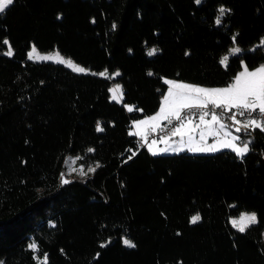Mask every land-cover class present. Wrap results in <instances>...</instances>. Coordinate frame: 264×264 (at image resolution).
<instances>
[{
  "label": "trees",
  "instance_id": "trees-1",
  "mask_svg": "<svg viewBox=\"0 0 264 264\" xmlns=\"http://www.w3.org/2000/svg\"><path fill=\"white\" fill-rule=\"evenodd\" d=\"M263 38L264 0H15L0 15V264H264L263 131L238 133L243 157L153 155L130 135L158 111L163 77L228 85L264 65ZM31 46L89 72L29 60ZM68 155L95 171L62 183ZM240 212L256 215L243 232L228 219Z\"/></svg>",
  "mask_w": 264,
  "mask_h": 264
},
{
  "label": "snow or ice",
  "instance_id": "snow-or-ice-1",
  "mask_svg": "<svg viewBox=\"0 0 264 264\" xmlns=\"http://www.w3.org/2000/svg\"><path fill=\"white\" fill-rule=\"evenodd\" d=\"M15 0H0V15H3L6 13L7 10H9L10 6L14 4ZM195 3L200 4L201 0H195ZM225 9L220 8L219 13L220 15L216 19V24H221V18L225 14ZM230 11V10H229ZM233 42H235V37H233ZM3 44L7 45V51H5L3 54L6 56H11L13 54V50L11 48V45L7 39L3 40ZM261 46H264V41L261 42ZM159 50L156 48H152L148 51L149 56L155 55ZM241 49L239 47H234L231 49V53L233 55H237L241 53ZM37 53V49L35 46H33L32 51L28 53V58L31 60L33 59V55ZM56 56V62L61 64H67L70 67H73L75 71H78L80 73H86L88 70L80 67L78 65H74V62L71 60H65L60 54L57 52L55 53ZM40 60H49L51 57L49 56H39ZM229 59L228 56H225L221 60V64L225 65V62ZM93 75H96V73H93ZM100 76H103L105 78H109V74L107 71L99 73ZM120 72L117 71L114 73V76H120ZM148 75H152L151 72L148 73ZM241 77H247L243 84L241 83ZM165 83L169 85L175 86L177 89L186 90L187 93L194 94L190 97H187L186 99L188 102L181 103L180 107H207L208 104H212L215 107H237V108H244L248 109L250 112L258 111V115L264 114V65H261L260 67L249 71L247 69V66H244V71L239 73L235 78L232 84H230L227 87L224 88H205L198 85L183 83V82H177L172 80H166ZM121 86L117 85L116 88L110 89L113 93H116L117 91L120 92L119 98L114 94L112 96L113 100H116L117 102H120L123 98V92L120 91ZM169 94H171V90H169ZM165 100H167V96H165ZM128 107V110L131 111L132 108ZM161 113H163V116H161ZM176 119H180V113L177 109L174 113ZM209 112H204L200 116V119L203 120L204 116L209 115ZM169 113L165 112L164 107L162 106L160 111L156 114V116L148 117V120H156L158 117L162 119H168ZM212 120H217V116L215 112L211 113ZM234 118V117H233ZM138 124L145 123V121H138ZM249 124L255 126V128H259L261 131H264V121H261L259 119H250L248 121ZM223 127V125H222ZM98 131H103L102 128L98 126ZM130 135H135V133H130ZM239 139V138H237ZM251 143L250 140L243 141L242 146H235L232 148V151L236 153L237 156L243 157L247 152L250 151L249 144ZM89 151H94V149H89ZM153 155H156L155 152L152 153ZM131 159V157H129ZM99 167V165H97ZM89 171H95L94 168H90ZM62 183L67 184L69 183L68 180H62ZM202 218L199 214L193 215L190 218V223L195 224L198 221H200ZM256 222V216L255 214H243L239 221L233 220L232 224L233 227H237L239 231L243 232L245 231V227L248 223H255ZM110 243V241L108 242ZM124 245L130 248H135L136 245L128 240L125 239L123 241ZM101 247H106L107 244L103 243L100 245ZM31 247L35 248L36 245L33 244ZM99 255V254H97ZM44 261L46 264L47 256H44Z\"/></svg>",
  "mask_w": 264,
  "mask_h": 264
},
{
  "label": "rangeland",
  "instance_id": "rangeland-1",
  "mask_svg": "<svg viewBox=\"0 0 264 264\" xmlns=\"http://www.w3.org/2000/svg\"><path fill=\"white\" fill-rule=\"evenodd\" d=\"M203 0H201L202 2ZM220 8H224V7H220ZM219 8V9H220ZM225 9V8H224ZM220 15V13H218V16ZM217 19V18H216ZM262 41H264V38L262 39ZM261 41V42H262ZM234 47H237L236 45H232L229 49V51L222 56L225 57V56H228L230 57L231 55H233L231 53V49L234 48ZM32 48L33 46H31L30 50L28 51V53L30 51H32ZM58 51L57 50H53V51H49V52H40L37 50V53H35L33 55V59H31L32 61H49V62H53V63H57L56 62V56H55V53H57ZM59 53V52H58ZM60 54V53H59ZM39 56H49L51 57V59L49 60H40L38 57ZM60 56H62L66 61L67 60H71L70 58H67V57H64L63 55L60 54ZM221 58V60H222ZM29 59V58H28ZM30 60V59H29ZM73 61V60H71ZM74 62V61H73ZM228 60L225 62V65L223 66H226ZM61 64V63H59ZM66 67H68L69 69H71L72 71L74 72H77V73H80L78 71H75L73 67H70L68 66L66 63L65 64H62ZM74 65H78L80 67H83L82 65L80 64H77L74 62ZM244 66L245 64H242L241 68L238 70V72L236 73V75L234 76V78L239 74L241 73L242 71H244ZM261 65L257 66V67H254L252 69H249L247 67V69L249 71L251 70H254L258 67H260ZM84 68V67H83ZM86 69V68H85ZM89 71H87L86 73H88ZM117 72V71H116ZM115 72V73H116ZM114 73L113 74H109V78L112 80L114 78ZM234 78L232 80V82L230 84L233 83L234 81ZM247 77H241V83L243 84V82L245 81ZM163 82L165 83L166 80H172V81H177V82H183V81H178L176 79H172V78H167V77H163L162 78ZM183 83H186V82H183ZM167 85V88L165 90V92L163 93L162 97H161V103H160V107L158 108V111L151 115V116H146V117H143L141 119H137L135 121L132 122V127L130 128V133H135V136H139V137H142L143 136V133L144 131L148 128V127H151V129H155L156 128V125L158 124V122L156 121H153V120H148L147 118L148 117H152V116H156V114L160 111L161 107L163 106L164 109H165V112L169 113L171 112L175 105L187 100L186 98L187 97H190L188 94H186L184 92V90L182 89H177L175 86L173 85H169L167 83H165ZM230 84L228 85H225V86H220V87H205V88H224V87H227L229 86ZM117 85H120V84H112L111 87L109 88V93H110V100L113 101V102H117L116 100H113L112 99V96L115 94L118 98L120 96V92L117 91L116 93H113L112 91H110V89H113V88H116ZM121 86V85H120ZM169 90H171V94H169ZM120 91L121 88H120ZM165 96H167V100H165ZM122 100H120V102H117V103H121ZM129 106V105H127ZM131 107V106H129ZM226 107V106H225ZM228 109L230 108H233V107H226ZM128 109V107H127ZM161 116H163V113H161ZM212 116H209L207 118H210V119H207V118H203V120L201 119H198V120H201V125L199 126V137L201 138H204V137H208V136H211V137H214L217 135V133L219 132V130H222L223 127H221L220 125L221 124H224L225 126L228 127V130L232 133L236 132L237 133V137L239 138V144L242 145V142L243 141H248V140H245V137L243 136V140L241 139V137L239 136V125L240 124H244V121H239V120H235L234 122L236 123V126H232L224 121H222L218 116H217V120H212L211 118ZM161 119L160 117H158L156 120H159ZM138 121H145V123H142V124H138L137 122ZM171 121V120H169ZM186 122H189V121H186ZM183 124H185V122H182L180 126H182ZM179 127H176L173 131V134L172 136L171 135H165L163 136L161 139H158V140H154V141H151L150 143L147 144L146 146V149L148 152H156L157 150L156 149H163L162 147H160V145H167L169 146L168 149H165V151H170V152H158L156 153V155H159V154H164V155H167V154H175V153H179L180 151H183V150H180L181 148L179 147L180 145H177L175 146L174 144L177 143V139H175V136H179L180 137V141L182 140V132L178 129ZM264 132V131H263ZM179 141V142H180ZM232 150V149H231ZM161 151H164V150H161ZM218 151V150H217ZM194 154H212V153H215V151L213 152H193ZM193 153H190V154H193ZM152 154V153H151ZM91 168V167H90ZM89 167H85L84 165H82L79 160H78V157L76 156H66L65 158V161H64V168H63V173L65 174V176L63 175V177L61 178V181L62 180H68L70 181L72 179L73 176H76V177H85L87 176L88 172H89ZM254 212H240L237 216H234V217H230L228 218L229 219V223L232 225L233 227V224H232V221L233 220H237L239 221L240 217L243 215V214H253ZM255 214V213H254ZM256 216V215H255ZM251 224H254V223H248L247 226L245 228H247L249 225ZM236 229H238L237 227H234ZM263 236H264V233H263ZM31 245L33 244H30L29 247H31ZM33 250H35V252L37 251L36 250V247L33 248L31 247Z\"/></svg>",
  "mask_w": 264,
  "mask_h": 264
},
{
  "label": "crops",
  "instance_id": "crops-1",
  "mask_svg": "<svg viewBox=\"0 0 264 264\" xmlns=\"http://www.w3.org/2000/svg\"><path fill=\"white\" fill-rule=\"evenodd\" d=\"M261 41H262V39H261ZM261 41L258 45H261ZM193 85H195V84H193ZM198 86H201V85H198ZM202 87H207V86H202ZM184 92L186 94H188L189 96L194 95V94L187 93L186 90H184ZM184 102H188V100H185L181 103H184ZM181 103L175 105L174 109L171 112H169L168 119H162L161 118L159 120H153V121L158 122V124L156 125V128H159L164 123H167V122H169L170 119L174 118L175 115H173L172 113H174L177 109L180 108ZM207 119H210V118H207ZM188 121L189 122L184 121L185 124H183L180 127H179V125L181 123L178 126H176V127H179L178 129L182 132V137H181L182 140L180 141V137L176 135L175 139H177V143H175L174 145L175 146L180 145L179 146L181 148L180 150H183V151H186L189 153L213 152V151L217 152V150L218 151H222V150L232 151L231 149L233 147L242 146L241 144H239V141H238L239 139H237L238 138L236 136L237 133L236 132H234V133L230 132L228 130V127L225 126L224 124L220 125L221 127L223 125V128H222V130H219V132L217 133L216 136H214V137L208 136V137L201 138V137H199V126L201 125V120H188ZM239 126L243 128V131H245V133L248 132V129L255 128V126L249 124L248 121H245L244 124H240ZM148 128H151V127H148ZM239 133H240V131H239ZM246 140H250V138L248 137ZM160 147H162L163 149H156L157 151L155 153H158L159 151L160 152H170V151H165V149L169 148V146H167L166 144L164 146L160 145ZM161 150H164V151H161ZM180 152H182V151H180ZM150 153H153V152L150 151Z\"/></svg>",
  "mask_w": 264,
  "mask_h": 264
},
{
  "label": "built area",
  "instance_id": "built-area-1",
  "mask_svg": "<svg viewBox=\"0 0 264 264\" xmlns=\"http://www.w3.org/2000/svg\"><path fill=\"white\" fill-rule=\"evenodd\" d=\"M258 111L259 110L257 109L255 112H250L248 109L237 107L228 109L225 106L215 107L212 104H208L207 107H182L179 109V120L175 117L171 122L161 126L158 129L147 128L144 131L142 137L135 138L134 148L137 151L146 149L147 144L151 141L158 140L165 135H171L175 126L187 120L200 119V116L204 112H209L210 114L204 116L203 118H207L211 116L212 112H215L216 116H218L222 121L232 126H236V123L234 122L235 120L249 121L250 119H259L264 121V114L258 115ZM60 173L64 174L63 170H60Z\"/></svg>",
  "mask_w": 264,
  "mask_h": 264
},
{
  "label": "clouds",
  "instance_id": "clouds-1",
  "mask_svg": "<svg viewBox=\"0 0 264 264\" xmlns=\"http://www.w3.org/2000/svg\"><path fill=\"white\" fill-rule=\"evenodd\" d=\"M197 120H198V119H197ZM187 121H188V120H187ZM181 123H182V122H181ZM178 125H179V124H178ZM178 125H177V126H178ZM175 127H176V126H175ZM239 129H240V132H242V131H243V128H242V127H240V126H239ZM173 130H174V129H173ZM172 133H173V132H172ZM171 135H172V134H171ZM160 139H161V138H160Z\"/></svg>",
  "mask_w": 264,
  "mask_h": 264
}]
</instances>
